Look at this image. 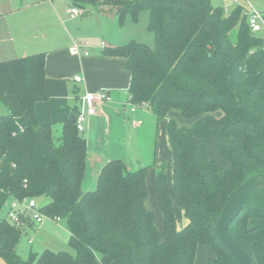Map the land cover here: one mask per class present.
Returning <instances> with one entry per match:
<instances>
[{
    "label": "trees",
    "instance_id": "obj_1",
    "mask_svg": "<svg viewBox=\"0 0 264 264\" xmlns=\"http://www.w3.org/2000/svg\"><path fill=\"white\" fill-rule=\"evenodd\" d=\"M115 11L120 24L141 10L150 15L153 48L135 40L104 54L126 59L131 72L129 102L145 103L168 121L174 158L173 185L160 170L156 195L164 218V237L146 207L148 167L130 170L122 159L101 170L94 191L83 190L87 139L76 128L78 108L62 123L61 144L50 124H40L36 107L49 100L45 53L0 63V190L17 200L48 198L40 212L64 219L75 255L45 250L23 260L17 253L22 228L1 213L0 259L5 264H196L199 245L211 246L208 264H239L217 240L216 220L229 196L248 179L264 174V40L249 25L244 6L229 12L212 0H74ZM101 6V7H100ZM264 14V12H262ZM178 111L193 120L180 127ZM215 138L229 168L220 173L207 146ZM223 141V142H222ZM188 225L178 230L174 207ZM264 189L250 194L228 228L233 244L257 264L254 243L264 245Z\"/></svg>",
    "mask_w": 264,
    "mask_h": 264
},
{
    "label": "crops",
    "instance_id": "obj_2",
    "mask_svg": "<svg viewBox=\"0 0 264 264\" xmlns=\"http://www.w3.org/2000/svg\"><path fill=\"white\" fill-rule=\"evenodd\" d=\"M72 5L69 10L67 8L62 11L60 8L50 6L48 1H37L26 6L16 5L5 11L0 10V63L47 50L46 75L49 100L37 105L36 114L40 124H50L52 129L59 126L62 131V123L69 111L75 108L79 110L82 107V98L87 93L105 91L113 97L114 101L100 105L98 113L89 117L85 125V132L88 133L90 141L93 135L97 137L96 149L90 157V164L87 160V169L91 166V173L86 171L83 182L89 189L96 180L98 181L101 170L109 161L121 159L114 157L110 148L118 138V128L132 126L136 133L140 134L145 125V118L150 114L144 108L132 112L127 106L131 72L126 68V59L104 54L107 48L123 46L132 41L127 39L123 32L125 22L120 24L115 11L107 7L100 6L99 9L92 6L95 15H92V10L88 14L97 22L94 20L95 24L90 30L82 32L86 25L91 24H88L86 15L80 13L72 16V8L77 7L79 11L84 8L76 6L74 0ZM55 26H57L55 29H62L63 35L51 33ZM41 30L44 33L48 32L49 37L44 45H41L38 38ZM88 36H98L102 41L85 47L79 40ZM76 44L79 45L77 53L74 52ZM76 77H80L81 82H76L74 80ZM178 117H182L178 111L170 113V118L178 120ZM192 125L193 122L188 127ZM128 168L134 170L129 166ZM168 185L171 189L173 181H168ZM89 191L91 190L86 192ZM188 223L187 218L181 220L177 224L178 230L184 229ZM249 225L264 228V221L251 220ZM253 253L257 264H264V246L254 243ZM103 261L106 262L105 257Z\"/></svg>",
    "mask_w": 264,
    "mask_h": 264
},
{
    "label": "rangeland",
    "instance_id": "obj_3",
    "mask_svg": "<svg viewBox=\"0 0 264 264\" xmlns=\"http://www.w3.org/2000/svg\"><path fill=\"white\" fill-rule=\"evenodd\" d=\"M37 1H48L50 6L60 8L62 11L67 8L69 10L73 6L72 0H0V10L5 11L9 9V7H15L16 5L26 6L37 3ZM241 2L244 8H247L246 1L241 0ZM250 2L254 9L259 12H264V0H250ZM212 4L214 6H221L223 8L227 6L230 8V10L235 6L233 0H212ZM82 6H84V8L80 9V13L81 15H86L89 20L88 24H91L86 25V27L82 29V32H84L86 29L90 30V28L95 24L96 20L88 14V12H91L93 8L92 5L85 4ZM91 13L93 16L95 15L94 10H92ZM128 17L129 18L127 19L129 20H125V26L123 29L127 39L144 43L147 46L153 48L155 46V36L149 31V12L147 10H141L138 13L137 19H134L132 15ZM56 27L57 26L53 27L51 30L55 29ZM51 33L58 36L63 35L62 29L58 28L51 31ZM47 35L48 32L44 33L43 30H41L40 36L38 37L41 45H44L46 39H49ZM260 37H262L264 40V30L260 32ZM79 41L84 43V46L87 47L89 44L101 43L102 40L98 36H88V38H82ZM46 51L47 50H40L41 53H45L47 55ZM147 107L148 106L144 107V109L147 110L150 115L145 118V125L142 128L143 130H141L142 132L137 134L132 126H125L124 129L120 127L117 131L118 138L114 140V145L110 146V148L113 150L114 157L125 160L127 165L134 170L141 167L149 168L147 176L148 197L146 200V207L155 214V225L161 236L164 237V218L157 200L156 178L158 172L163 170L166 174L167 181H173L174 158L168 135V121L166 119L159 121L155 115H152L151 111L146 109ZM7 112L8 111L5 109V106L0 103V116L6 115ZM176 121L180 127H188V125L193 122V120L185 119L183 117H178V120ZM53 129L54 142L56 145H60L61 128L59 126H54ZM80 134L84 135L85 138L87 137V160L90 164V157L92 154H94L96 149L97 137L93 135V139L90 141L87 132H80ZM199 142L202 144L204 143L207 146L209 156L212 160L217 162L219 172L222 174L225 173L229 168V164L221 157L216 148V145L221 141L215 138H210L199 140ZM90 168L87 169L89 174L91 173ZM94 184L89 189L87 185L84 184L83 190L94 191L97 187V180ZM34 200L40 207L50 201L48 198H39ZM0 201L6 203L4 210L1 213L2 217H6L9 208L8 206L11 200L9 196L1 190ZM174 213L177 224H179L181 220H185L186 217L184 212L177 206L174 207ZM31 223V226L27 225L26 227L22 228V235L17 246V253L23 260H29L31 254L38 255L43 253L45 250H50L53 252H68L72 255H75V251L68 243L70 232L66 220L60 219L59 221H55L52 218H47L45 219L44 223L39 226L35 225L33 222ZM30 241H32V243H30ZM256 244L260 243L256 242ZM213 256L214 250L211 246L199 245L197 250L196 264H208L209 259H211ZM97 261L98 264H107L105 261H103V255L101 254H97ZM0 264H5V262L0 259Z\"/></svg>",
    "mask_w": 264,
    "mask_h": 264
},
{
    "label": "built area",
    "instance_id": "obj_4",
    "mask_svg": "<svg viewBox=\"0 0 264 264\" xmlns=\"http://www.w3.org/2000/svg\"><path fill=\"white\" fill-rule=\"evenodd\" d=\"M247 3L246 14L248 16L249 25L254 33H260L264 30V14L257 11L251 5L250 0H245ZM235 6H243L241 0H233ZM226 12L230 11V8L227 6L224 8ZM72 16L80 14V11L77 7L72 8ZM79 45L76 44L74 47V52H78ZM87 54V53H86ZM76 82H81L80 77L74 79ZM113 97L105 91H100L97 93H87L82 98V107L79 109L77 119H76V128L79 132H85V125L87 119L91 116H95L98 113V108L102 104L112 103ZM127 106L130 107L132 112H135L138 108H144L147 105L142 103L141 105H134L130 102H127ZM8 211L6 218L13 224H16L19 227H24L25 222L22 220L23 217H28L35 225L39 226L44 223L45 219L49 218L48 216L40 212V206L34 199L27 198L22 201L13 199L9 203ZM59 221V218L53 219ZM32 243V241H30Z\"/></svg>",
    "mask_w": 264,
    "mask_h": 264
},
{
    "label": "water",
    "instance_id": "obj_5",
    "mask_svg": "<svg viewBox=\"0 0 264 264\" xmlns=\"http://www.w3.org/2000/svg\"><path fill=\"white\" fill-rule=\"evenodd\" d=\"M260 189H264V174H257L248 179L229 196L222 214L218 218L212 217L216 220L214 229L218 242L236 258L239 264H251V262L246 252L236 247L230 240L228 228L242 212L250 194Z\"/></svg>",
    "mask_w": 264,
    "mask_h": 264
}]
</instances>
